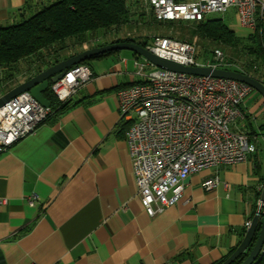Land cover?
Masks as SVG:
<instances>
[{
	"label": "crops",
	"instance_id": "0c3cea01",
	"mask_svg": "<svg viewBox=\"0 0 264 264\" xmlns=\"http://www.w3.org/2000/svg\"><path fill=\"white\" fill-rule=\"evenodd\" d=\"M35 1L0 0V25ZM130 4L142 18L148 12L146 0ZM134 58L119 50L90 59L92 77L68 106L0 153V264H213L240 242L263 183L264 163L255 168L252 155L190 174L178 201L159 214L141 205L116 95L141 80ZM241 107L253 127L264 115L253 89ZM213 176L217 185L205 190L202 181Z\"/></svg>",
	"mask_w": 264,
	"mask_h": 264
},
{
	"label": "built area",
	"instance_id": "2783aa9c",
	"mask_svg": "<svg viewBox=\"0 0 264 264\" xmlns=\"http://www.w3.org/2000/svg\"><path fill=\"white\" fill-rule=\"evenodd\" d=\"M147 4L154 19L173 22L199 21L233 7L238 26L246 30L255 29L256 17L264 10V0H147ZM196 46L165 35L155 36L146 48L184 66L225 68L229 64L221 46L210 49V58L197 61ZM133 66L141 80L116 90L118 114L128 124L125 143L138 198L144 210L154 215L178 201L190 174L242 163L256 152L258 137L236 128L244 119L241 105L252 88L230 78L162 69L141 57L133 60ZM91 77L88 65H72L50 84V90L61 104ZM56 108L42 105L28 91L5 102L0 107V153L34 133ZM217 183L213 176L204 179L202 187L211 190ZM36 199L33 193L28 204ZM256 204V210H262L260 199Z\"/></svg>",
	"mask_w": 264,
	"mask_h": 264
},
{
	"label": "trees",
	"instance_id": "16d2710c",
	"mask_svg": "<svg viewBox=\"0 0 264 264\" xmlns=\"http://www.w3.org/2000/svg\"><path fill=\"white\" fill-rule=\"evenodd\" d=\"M127 1L36 0L34 7L29 9L18 21L0 25V88L6 83L14 82L16 77L22 73H28L32 76L42 68L61 60L60 54L62 51L66 50L69 46L88 42L94 34H97L98 30L101 33L115 32L123 24H128L129 20L135 19L131 15L136 12L134 13V11L129 10ZM166 22L191 24L195 27L196 31L194 32L202 38L208 39L211 43L220 45L221 47L229 46L238 49L241 53L245 54L244 56L247 55L241 63L244 67L242 65L237 67L228 66L224 69L249 74L264 84V79H261V77L264 78V10L261 15H257L256 17L255 29L247 30L242 35H238L235 29L226 24L222 19L212 17L210 14L199 21ZM110 42H134L144 47L148 45L144 37L115 38ZM104 44L107 43L103 42L101 45ZM199 48L201 49L202 47ZM200 49L195 53V57L198 53L202 54L205 50L208 51V49H204L203 52H200ZM118 51H107L95 55L90 59L99 58ZM132 54L135 58H140L137 53L132 52ZM82 63L87 62L84 61ZM43 95L50 101V105L53 107L57 106L55 112L66 108L69 104V99L61 104L57 101L50 90V84L43 92ZM244 118L246 119L241 121L246 127L244 131H247L250 135L258 136L256 128L248 123L247 116ZM257 128L264 129V121L258 124ZM252 157H254L255 168L258 169L259 162L255 153L252 154ZM259 178L260 181H263L264 175H260ZM257 196H259L258 193L256 198ZM256 208L257 204L255 202L249 216L250 219L254 215ZM245 229L246 225L240 229V239ZM259 229L260 222H258L254 240L257 237ZM236 246L230 250V253ZM250 246L230 264H240L247 256ZM227 256L213 264L222 262ZM253 264H264V253L259 254Z\"/></svg>",
	"mask_w": 264,
	"mask_h": 264
},
{
	"label": "water",
	"instance_id": "95a60500",
	"mask_svg": "<svg viewBox=\"0 0 264 264\" xmlns=\"http://www.w3.org/2000/svg\"><path fill=\"white\" fill-rule=\"evenodd\" d=\"M112 50H130L153 63L156 67L174 72L234 79L250 86L254 91L259 93L264 100V84L249 74L230 69L214 68L208 66H184L170 59L159 57L150 52L146 47L137 43L113 42L83 49L82 51H79L43 68L36 74L26 78L19 84L13 86L7 92H4L2 95H0V107L10 98L23 91H28L42 105H50V101L43 95V92L49 87L50 83H53L61 78L68 67L89 60L95 55ZM259 199L263 203L261 215V210L258 208L250 219L249 225L246 227L245 232L236 248L222 262L218 264H230L250 245V250L247 256L240 264H253L258 255L262 253L261 248L264 242V180L262 183ZM258 222H260V229L256 239L254 240Z\"/></svg>",
	"mask_w": 264,
	"mask_h": 264
},
{
	"label": "rangeland",
	"instance_id": "374dc122",
	"mask_svg": "<svg viewBox=\"0 0 264 264\" xmlns=\"http://www.w3.org/2000/svg\"><path fill=\"white\" fill-rule=\"evenodd\" d=\"M146 4H147V0H146ZM127 7L129 8V10H132V11L134 10V13H135L138 5H131L130 0H128L127 1ZM151 15L152 14H151L149 8H148V12L144 14L143 18L141 17V14H139L138 12L135 14H132L131 16L135 17V19L133 18V19L129 20L127 22L128 24H123L122 26L119 27V29H116V30H119L118 33H115L116 30H115V32L112 31L109 33H101V31L98 30L96 32L97 34H94L93 37H91L88 42H85V43L80 44V45L77 44L76 46H69L66 50L62 51L60 56H61V58H63L66 56L67 52L79 50L81 47L87 46V43H91V42L97 43L96 46H99L103 42H106L107 44L113 43V42L108 41L109 39H112V38H128V37H130V38H141L142 37L143 38L144 37V38H146V41L149 45V44H151V42L155 36L168 35L170 37L177 38L180 40L193 41L197 45L196 46V53L198 52L197 50L200 49L199 47H202L200 49V52H203L204 49H208V51L205 50V52H203L202 54L198 53L197 56L195 57L197 61L201 62V61H205L207 58H210V49L211 48L216 47V46H220V45H216V44L211 43V41H209L208 39L206 40V39L202 38L199 34L194 32V31H196L195 27L191 24L188 25V24L168 23L166 21L157 22L154 19V17H153V20H155V21H153L151 19L152 18ZM210 16L222 19L226 24H228L233 29H235V31L238 35L245 34L247 31L245 28L238 26L237 20H236V15H235V9L233 7L228 8L224 13H212V14H210ZM263 39H264V35H263ZM221 49H223V51L226 55V59L229 63L228 65H225V67H228V66L237 67V66H241V65L244 67V65L241 63L244 60V57L246 58L247 55L244 56L245 54L241 53L238 49L232 48L229 46H222ZM122 51H123V53L132 54V51H130V50H122ZM89 61H90V59L86 60L87 63ZM87 63L80 62L77 64H86L87 65ZM74 65H76V64H74ZM246 67H248V66L246 65ZM147 71H149V68H146L144 70L145 73ZM29 76L30 75L28 73H22L18 77H16L15 81H18L19 79H21L23 81L26 78H28ZM19 83H17V84H19ZM10 84L11 83H8V85L2 89L0 95H2L4 92H7L9 89H11L13 87ZM263 121H264V115L261 114L257 117L255 124H254V128H256V131L258 134L257 144H259L258 150L255 152V155L258 157V159H259V161H261V163H264V129L257 128V125L262 123ZM248 221L250 222V219ZM262 253H264V251Z\"/></svg>",
	"mask_w": 264,
	"mask_h": 264
},
{
	"label": "bare ground",
	"instance_id": "6f19581e",
	"mask_svg": "<svg viewBox=\"0 0 264 264\" xmlns=\"http://www.w3.org/2000/svg\"><path fill=\"white\" fill-rule=\"evenodd\" d=\"M160 57V56H159ZM173 61V60H172ZM24 92V91H23Z\"/></svg>",
	"mask_w": 264,
	"mask_h": 264
}]
</instances>
